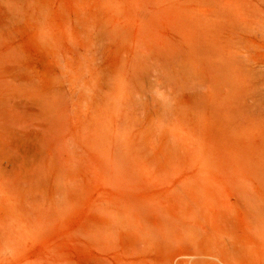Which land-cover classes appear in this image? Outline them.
I'll use <instances>...</instances> for the list:
<instances>
[{
  "label": "rangeland",
  "instance_id": "rangeland-1",
  "mask_svg": "<svg viewBox=\"0 0 264 264\" xmlns=\"http://www.w3.org/2000/svg\"><path fill=\"white\" fill-rule=\"evenodd\" d=\"M0 63L60 99L0 264H264L230 191L236 153L264 148V0H0ZM100 107L70 160L72 118Z\"/></svg>",
  "mask_w": 264,
  "mask_h": 264
},
{
  "label": "bare ground",
  "instance_id": "bare-ground-1",
  "mask_svg": "<svg viewBox=\"0 0 264 264\" xmlns=\"http://www.w3.org/2000/svg\"><path fill=\"white\" fill-rule=\"evenodd\" d=\"M3 67H6V65L3 66ZM12 69H15V68H12ZM16 71H15V73H16ZM1 72L3 73V71H1ZM13 72H14V70H13ZM7 73H5V74H7ZM5 74H0V212H2V214H3L2 216H0V225L6 223L7 226L11 230H14V232L15 231L21 232V231H23L25 229V225L19 219V214H18L17 209H16L17 206H18V205L16 206L18 200H17V202H15L14 194L17 192L16 190H17V187H18V184H19L18 182L20 180H22L23 184L24 183L28 184L27 183L28 181H29V184H30L31 183L30 179H34V177H35V176L32 175V173L35 174L37 172V171L35 172V169L37 167H39L41 169V164H39V162L42 163L41 160H42V154H44L43 153V149L45 148L44 147L45 145H43L44 144L43 143L44 139L41 136L42 134L40 133V129H44L48 125L50 126V124L52 122L54 123V120H52L51 118H52V115H53V117L55 116L54 113H53V110H54V108L56 110V107L59 106L57 102L60 99H58L59 98L58 94H57L58 92L57 93L55 92L56 94H54V93L52 94L53 91L51 92L52 96L50 94H44V93H43V95H39L37 92H35V93H37L38 95L35 96V94H34L33 96H31L30 95L31 93L28 92L29 90L24 93L23 91H25V90L20 91L21 87L18 88L19 90L14 88V86H13L14 83L11 84L12 82L10 80H8L9 78L7 79V76ZM17 74H18V72H17ZM18 76H16V79L18 78ZM13 78L14 77L12 76V78H10V79H13ZM117 78H119V77H117ZM117 78L114 77V80L111 79V83H112V81H114V82H113V84L110 83L111 85H110L109 89L107 88L108 90L106 89L108 91V93L106 94L105 97H103L104 98V106L103 107H104L105 110H108L110 107L112 108L114 106V102L116 101V100L114 101V99H116V97L114 96L115 97L114 98L113 95H114L115 92L118 91L117 89H119V83H117L118 82ZM18 79H21V78H18ZM13 80H15V79H13ZM28 82H29V80H28ZM24 83H25V81H24ZM117 84H118V88H117ZM5 85H7L9 87H7ZM24 86H26V85H24ZM27 87H28V84H27ZM49 88H51V87H49ZM53 89L56 90V88H54V87H53ZM30 91H31V89H30ZM36 91H39V90H36ZM32 92H34V91H32ZM112 98H114V99H112ZM62 102H64V101L62 100ZM112 102H113V105H112ZM25 103L34 104V108H32L31 110H28L26 112L24 110V104ZM30 104L28 106H30ZM109 104H110V107H109ZM25 107H27V105ZM60 107H61V105H60ZM10 110L13 111V112H11ZM102 110H103L102 107L97 108L95 113L92 116H90V117H88V116L87 117L86 116H84V117L79 116L78 117L77 116V117L72 118L74 120V124H75V132H74V134L68 136L67 141H66V145H65L66 146L65 148L67 149V155H68L70 160L74 161L78 157V155H79L78 142H79V139H81L83 141L84 134L88 133V132H86L87 130H89L91 128L92 131L100 133V137H101V134L103 133V125H102V123L105 122V121L102 122V117H106V116H104ZM60 112H62V111H59V113ZM108 112H107V117H108ZM11 113L13 115L16 114V113H18V114H16V116L13 117V115ZM20 114H21V118H19ZM59 116H58V118H56V120L61 118ZM64 118L65 119L67 118L66 114H65ZM114 119L116 121V117H114ZM51 120H52V122H51ZM107 121L109 122L110 120L107 119ZM52 124H51V126H53L55 123L53 125ZM56 126H57V124H56ZM53 128L54 127H51L52 130H53ZM111 129L112 128H110V130ZM44 130H46V132H47V128L44 129ZM48 132H50V131H48ZM60 134H61V132H60ZM53 135H50V136H53ZM52 140L50 141V144H51ZM45 141H47V140H45ZM90 141H91V139H90ZM100 141H101V139L98 138V145H99ZM116 142H118V141H116ZM110 143H111V141H110ZM48 144H49V142H48ZM121 148H122V146H121ZM44 151H45V149H44ZM48 151H49V149H48ZM240 152H239V154L236 153L235 157L233 156L234 159L232 158L233 161H232V165H231V168H230V191H231V194H232L235 202L237 204L242 205L247 210L248 214L252 218V222L254 224L255 230L257 231L258 237L264 242V148L248 150V151H246L244 153H241V154H240ZM130 156H131V154H130ZM43 158L46 159L45 156ZM46 162H48V159H47ZM77 163H78V161H77ZM105 163H107V162H105ZM38 164L40 166H38ZM42 164H44V163H42ZM44 165H46V163ZM51 167L53 168V165ZM59 169H60V167H59ZM43 170L44 169H42V171ZM39 172H41V171H39ZM48 173H49V170H48ZM56 175L58 176V173ZM31 176H32V178H31ZM38 177L39 176H37L36 179ZM50 177H51V175H50ZM36 179H35V181H33L34 183L37 182ZM47 179H49V177ZM52 179H54V178H52ZM52 179H51V181H52ZM54 181H53V183H56ZM58 182H59V180H58ZM39 183H41V182H39ZM37 185H39V184H37ZM30 186H33V185H30ZM40 186L38 188H40ZM28 187H26L28 190L32 189L30 187H29L30 188L29 189ZM20 188H21L20 189L21 192H19V193H20V196H21V195H24V194H22L23 185H22V187L20 186ZM34 189H36L35 186L33 187V190ZM23 190H25V189H23ZM25 192L26 191H24L23 193H25ZM29 192H31V191H29ZM19 193L17 195H19ZM28 194L30 195V193H28ZM35 194H37V193H35ZM30 197H31V195H30ZM16 198L18 199V196ZM43 198H44V196H43ZM35 199H36V197H35ZM41 199H42V197H41ZM20 200L21 199H19V203H20ZM22 200L25 201L24 199H22ZM22 200H21V203H22ZM23 203H22V205H24L25 203H28V202H25L24 204ZM28 204H27V206H28ZM20 206H21V204H20ZM24 206H26V205H24ZM58 206H60V203H58ZM35 208H37V207H35ZM44 210H46V209H44ZM28 213H29V211H28ZM25 215H27V213ZM205 257H207V256H205ZM209 258H211V257H209ZM198 264H202V263H198Z\"/></svg>",
  "mask_w": 264,
  "mask_h": 264
}]
</instances>
